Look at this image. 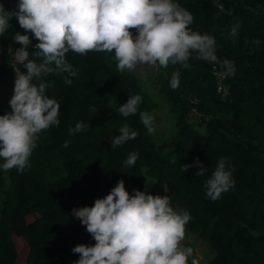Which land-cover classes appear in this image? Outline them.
Wrapping results in <instances>:
<instances>
[{"label":"trees","instance_id":"1","mask_svg":"<svg viewBox=\"0 0 264 264\" xmlns=\"http://www.w3.org/2000/svg\"><path fill=\"white\" fill-rule=\"evenodd\" d=\"M177 2L194 16L192 31L215 38L220 63L199 60L193 53L189 68L161 66L156 88L178 112V127L166 139V147L157 146L138 115L124 118L113 111L130 94L142 96L139 111L149 113L156 104L133 71H118L114 52L69 51L66 59L78 73L72 85L66 86L62 76L46 78L51 84L46 94L61 105L60 126L38 133L24 172L0 168V264H18L12 234L28 243L26 264H73L80 257L72 248L93 246L95 240L72 209L93 206L120 179L130 195L134 190L166 195L174 210L189 212L192 219L185 231L213 250L207 264H264V0ZM0 4L17 8L18 0ZM16 32L26 34L13 17L0 36V55L9 63L21 47L12 40ZM36 43L33 39L18 64L21 72H26L25 63L37 59ZM229 66L231 71L220 80L217 71ZM177 69L180 85L173 90L169 82ZM14 81L15 74L11 96ZM10 111V106L0 109V115ZM191 112L196 122L188 118ZM78 121H88L90 127L70 136L69 127ZM125 123L138 131V138L111 147L110 137ZM134 151L139 158L127 168L123 162ZM221 157L232 169L235 186L212 201L204 181ZM197 158L208 168L205 176H196L198 166L181 171V165Z\"/></svg>","mask_w":264,"mask_h":264},{"label":"clouds","instance_id":"2","mask_svg":"<svg viewBox=\"0 0 264 264\" xmlns=\"http://www.w3.org/2000/svg\"><path fill=\"white\" fill-rule=\"evenodd\" d=\"M13 17L26 33L16 32L12 37L21 45L19 50L26 51L35 39L38 51L34 53L37 59L24 64L26 72L15 69L13 94L8 101L11 111L0 115V168L4 171L15 168L22 173L29 168L38 133L60 126L61 105L46 94L51 87L46 78L62 76L66 86L72 85L78 73L66 59L69 51L79 55L114 52L120 72L157 64L165 68L179 64L186 69L193 53L199 60L220 63L215 38L192 31L194 16L177 0H18L13 11L5 12L0 4V36L7 32ZM253 43L259 45L260 41ZM169 83L173 90L179 87V69L172 73ZM142 100L140 94H130L126 103L113 111L124 118L138 115L147 131L154 133L155 117L139 111ZM89 127L88 121H78L69 127L68 134ZM138 136V131L125 123L118 135L110 137L111 147H121ZM69 144L66 141L64 146ZM138 158V152H130L124 166L134 167ZM196 166V176H205L208 168L198 158L181 165V171ZM234 186L232 169L221 157L204 181L205 194L216 201ZM72 215L95 240L93 246L78 244L72 248L80 257L73 264H199L197 258L189 262L193 249L183 246L185 226L192 217L185 210H174L166 195L140 190L130 195L120 179L109 194L97 198L93 206L73 208Z\"/></svg>","mask_w":264,"mask_h":264},{"label":"rangeland","instance_id":"3","mask_svg":"<svg viewBox=\"0 0 264 264\" xmlns=\"http://www.w3.org/2000/svg\"><path fill=\"white\" fill-rule=\"evenodd\" d=\"M13 10H16V6L11 7L10 9H4L5 12ZM26 54L25 51H20L19 49L16 50L10 63L6 62L0 55V71L3 68L6 69L4 75L0 77V109L9 107L8 101L11 96V81L15 74L14 71L21 60L25 58ZM160 69L161 66L158 64L155 66L138 65L136 69L132 71L139 77L142 86L150 92L156 101L154 108L149 114L155 117L157 130L154 133H150V135L158 147L165 148L166 139L172 136L178 127V112L172 109L167 99L162 96L156 88V77ZM188 118L191 121L196 122L197 116L195 115V112H191L188 114ZM32 218L33 217L31 216L29 217L30 220H32ZM12 238L19 253L18 264H26L29 252L28 243L22 236L16 234H12ZM183 246L191 247L193 249V257L190 258H197L199 264H207L213 256V250L210 245L189 231H185Z\"/></svg>","mask_w":264,"mask_h":264},{"label":"built area","instance_id":"4","mask_svg":"<svg viewBox=\"0 0 264 264\" xmlns=\"http://www.w3.org/2000/svg\"><path fill=\"white\" fill-rule=\"evenodd\" d=\"M22 61V60H21ZM18 66V65H17ZM17 68V67H16ZM214 69H217L216 66H214ZM231 71V67L229 66L226 70H218L217 71V76L218 78L221 80V79H224L226 77V75ZM220 90H224L226 91V87L225 86H220L219 87Z\"/></svg>","mask_w":264,"mask_h":264}]
</instances>
